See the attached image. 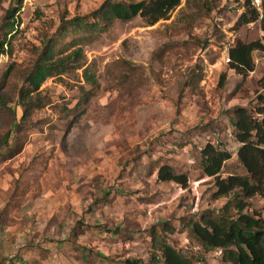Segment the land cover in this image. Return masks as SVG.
<instances>
[{
  "label": "rangeland",
  "instance_id": "rangeland-1",
  "mask_svg": "<svg viewBox=\"0 0 264 264\" xmlns=\"http://www.w3.org/2000/svg\"><path fill=\"white\" fill-rule=\"evenodd\" d=\"M104 1L0 0V40L14 21L0 53V139L11 134L0 151V264H163L155 231L193 264H222V249H205L188 224L220 216L234 197L216 198L202 175L208 142L234 152L223 176L247 174L231 118L261 105L264 51L247 76L227 58L239 40L264 44V0L259 19L239 27L240 0H182L154 25L115 20L88 41L63 27ZM54 42L62 55L82 47L99 87L86 99L84 67L70 69L45 81L41 107L24 116L19 92ZM163 164L188 185L159 180ZM249 202L244 212L264 217V199Z\"/></svg>",
  "mask_w": 264,
  "mask_h": 264
},
{
  "label": "trees",
  "instance_id": "trees-1",
  "mask_svg": "<svg viewBox=\"0 0 264 264\" xmlns=\"http://www.w3.org/2000/svg\"><path fill=\"white\" fill-rule=\"evenodd\" d=\"M181 2L182 0H105L92 15L64 21L63 27L81 33L78 39L88 41L96 28L100 27V31L108 30L115 20L127 22L140 16L148 25H154L161 19H167L169 13ZM90 17L93 19H89ZM259 17V10L248 3L237 20V27L255 22ZM7 23L10 26L6 33L10 34L14 29V21ZM8 34L0 40V53L6 51L4 46ZM57 43L46 45L34 68L27 75L26 84L19 92L18 103L23 108L24 116L41 107V104L35 102L34 95L40 92L45 81L50 77L67 73L70 69L84 67V80L92 87L89 90L82 88L86 99L91 98L94 89L99 87V81L91 66H85L83 48L78 46L62 55L63 52L60 53L57 49ZM255 50L264 51V44L260 40L248 43L237 41L228 51L229 68L247 76L254 70ZM225 78L226 73H223L221 79ZM232 112V132L241 143L236 152L237 162L247 174L230 173L223 176L225 166L233 158L234 152L221 144L208 142L201 150L202 175L214 180L217 188L214 193L216 198L231 193H234V197L223 206V213L220 216L207 212L202 214L199 220L190 221L188 225L205 249H222V264H264V217L257 212L253 214L244 212L250 206L249 199L255 195H260L264 199V98L255 114L245 106H236ZM10 135V132H7L0 139V151L9 143ZM158 179L188 185V175L177 173L168 164L159 166ZM232 209L236 210V214H230ZM153 238L158 253L153 256L154 259L162 261L163 264H193V261L171 244L160 231H155ZM125 264L140 262L128 259Z\"/></svg>",
  "mask_w": 264,
  "mask_h": 264
},
{
  "label": "built area",
  "instance_id": "built-area-1",
  "mask_svg": "<svg viewBox=\"0 0 264 264\" xmlns=\"http://www.w3.org/2000/svg\"><path fill=\"white\" fill-rule=\"evenodd\" d=\"M241 4H242V9H245L246 4H250L252 7L257 8L258 10H260V6L262 4V0H240ZM229 61L230 59L227 58Z\"/></svg>",
  "mask_w": 264,
  "mask_h": 264
}]
</instances>
